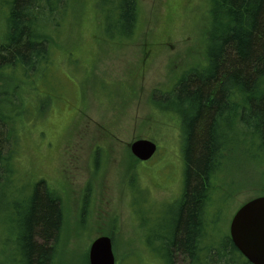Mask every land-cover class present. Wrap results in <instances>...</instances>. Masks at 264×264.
<instances>
[{
  "label": "rangeland",
  "instance_id": "rangeland-1",
  "mask_svg": "<svg viewBox=\"0 0 264 264\" xmlns=\"http://www.w3.org/2000/svg\"><path fill=\"white\" fill-rule=\"evenodd\" d=\"M138 2L136 34L117 40L107 38L96 0H68L58 26L47 27L50 69L31 94L37 117L15 125L19 181H45L62 201V264L89 261L100 236L111 237L116 264H164L146 237L169 234L167 213L182 194L185 165L180 119L152 97L207 64L210 0ZM140 139L157 145L149 161L131 153ZM236 152L215 181L212 243L230 237L236 212L264 196V171Z\"/></svg>",
  "mask_w": 264,
  "mask_h": 264
},
{
  "label": "trees",
  "instance_id": "trees-1",
  "mask_svg": "<svg viewBox=\"0 0 264 264\" xmlns=\"http://www.w3.org/2000/svg\"><path fill=\"white\" fill-rule=\"evenodd\" d=\"M67 1L0 0V264L63 261L62 201L45 181H19L15 125L37 117L31 94L50 69L47 27L58 26ZM96 6L107 38H133L138 0H96ZM209 14L207 64L152 97L180 119L185 165L182 194L167 213L169 234L146 237L164 264H176V254L183 264H208L215 257L218 264H251L229 236L210 242L209 210L219 172L239 148L264 171V0H210Z\"/></svg>",
  "mask_w": 264,
  "mask_h": 264
},
{
  "label": "water",
  "instance_id": "water-1",
  "mask_svg": "<svg viewBox=\"0 0 264 264\" xmlns=\"http://www.w3.org/2000/svg\"><path fill=\"white\" fill-rule=\"evenodd\" d=\"M131 153L138 160L149 161L157 153V145L149 140L134 141ZM230 237L237 250L251 263L264 264V196L245 203L234 215L230 224ZM90 264H116L113 241L100 236L89 251Z\"/></svg>",
  "mask_w": 264,
  "mask_h": 264
},
{
  "label": "flooded vegetation",
  "instance_id": "flooded-vegetation-1",
  "mask_svg": "<svg viewBox=\"0 0 264 264\" xmlns=\"http://www.w3.org/2000/svg\"><path fill=\"white\" fill-rule=\"evenodd\" d=\"M156 155V154H155Z\"/></svg>",
  "mask_w": 264,
  "mask_h": 264
}]
</instances>
